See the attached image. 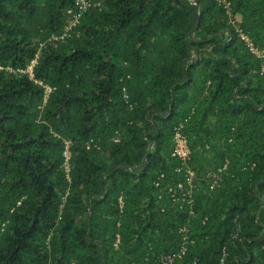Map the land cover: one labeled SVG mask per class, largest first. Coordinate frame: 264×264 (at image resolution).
<instances>
[{"label":"trees","instance_id":"trees-1","mask_svg":"<svg viewBox=\"0 0 264 264\" xmlns=\"http://www.w3.org/2000/svg\"><path fill=\"white\" fill-rule=\"evenodd\" d=\"M71 2L0 0V264H264V0Z\"/></svg>","mask_w":264,"mask_h":264},{"label":"built area","instance_id":"built-area-1","mask_svg":"<svg viewBox=\"0 0 264 264\" xmlns=\"http://www.w3.org/2000/svg\"><path fill=\"white\" fill-rule=\"evenodd\" d=\"M71 5L65 8V13L67 15V23L64 25L62 31L58 35L52 36L54 39H60L64 36L67 29L78 22L79 18L88 11L92 9H99L102 6V0H71ZM235 30L237 32V35L242 39V41L245 43L248 50H250L255 56L262 57L264 54L263 48H258L255 46L248 35L244 33L240 28L235 27ZM35 59H31L27 66L24 69H21V71H27L29 74H31V67L34 63ZM260 72L264 75V62L261 63ZM45 93L50 89L48 85H45ZM118 134V132H115ZM114 141L118 140V135H114L112 138ZM68 141H64V147L62 150L63 155V163L64 168L67 170V159L69 156L68 151ZM171 143L172 148L170 151V154L174 156L178 160V164L174 167V170L176 172H179L182 174V178L175 183V185H167L166 190L167 194L172 200L181 201V202H187L189 203L192 197L194 184H195V172L194 169L190 167L188 164V160L190 158L191 149L189 147L188 138L181 130V124L179 123L177 126L173 128L172 137H171ZM226 164L223 163L217 171H208L206 172V176L211 179L209 182V187L214 186L217 181L220 179V171L225 170ZM162 173L159 174L158 178H161ZM154 184L156 185L157 182L155 181ZM119 205H121L120 197H118ZM180 231L185 230V227H181L179 229ZM231 236H235V233H232ZM184 247L181 248V251L170 253V254H162L160 255L158 261L159 264H168L172 259L175 257H179L180 253L183 251ZM224 254V251H223ZM221 260V259H220Z\"/></svg>","mask_w":264,"mask_h":264}]
</instances>
